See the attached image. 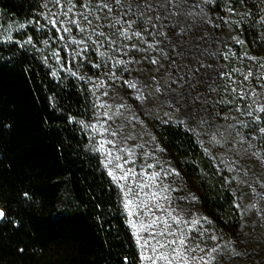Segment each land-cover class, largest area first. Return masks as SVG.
Here are the masks:
<instances>
[{
	"label": "snow or ice",
	"instance_id": "obj_1",
	"mask_svg": "<svg viewBox=\"0 0 264 264\" xmlns=\"http://www.w3.org/2000/svg\"><path fill=\"white\" fill-rule=\"evenodd\" d=\"M220 3L221 0H48L51 7L44 5L47 10L41 17L43 25L40 20L30 21L37 25V31L42 28L48 33L44 45L50 46L49 40L57 43V50L50 55L58 67L47 65L50 75L58 78L59 72H67L82 80L95 97L92 108L96 123H78L103 137L93 151L101 154L107 175L120 191L141 264H231L228 257L244 255L236 250L244 247L242 242L225 240L222 234L217 235L207 216L186 212L174 203L172 193L182 189L166 181L180 173L171 166L165 167L156 156V152L164 150L155 144L154 136L148 133L145 140L136 133L137 125L147 131L141 113H155L163 124L172 122L195 137L207 136L210 147L236 156L219 157L218 164L217 157H211L218 172L236 173L231 180L224 177L226 183L248 177L249 170L240 163V154L264 164V57L249 56L246 50L237 56L230 41H219L215 32L222 24L243 30L247 23V18L237 21L209 15L206 8L218 7ZM221 10L231 16L239 14L234 3L225 4ZM257 24L264 26V16L253 21V25ZM53 31L55 37L51 35ZM256 32L253 45L264 44V33L258 28ZM231 41L241 48L245 46L239 36H232ZM24 43L33 44V37L28 36ZM61 48L65 53L63 62ZM48 59L49 56L44 57L45 61ZM245 60L249 61L245 65L247 71L234 66L233 61ZM82 62L97 71L102 66L107 68L101 73L107 80L78 76L72 66L79 69ZM145 65L150 76L141 80ZM133 72L136 78L132 77ZM125 74L129 79L123 78ZM116 81L131 91L130 98L139 102L141 113L124 101L110 104L103 99H111L110 82ZM145 104L152 106L148 112L143 111ZM165 107L170 111L161 116L158 109ZM176 113L184 119L173 120ZM73 119L69 117V122ZM218 119L225 123L218 124ZM188 122L192 127H187ZM198 143L202 145L203 141ZM225 145L230 147L224 148ZM203 151L208 154L207 148ZM248 183L256 199L264 201V183ZM253 185H258L260 191ZM231 194L232 207L240 217L255 208L264 219V208L251 204L242 210L238 202L241 198L235 192ZM175 199L198 201L192 194ZM5 215L0 208V219ZM236 239L240 241L239 236ZM124 264H128L127 257Z\"/></svg>",
	"mask_w": 264,
	"mask_h": 264
},
{
	"label": "trees",
	"instance_id": "obj_2",
	"mask_svg": "<svg viewBox=\"0 0 264 264\" xmlns=\"http://www.w3.org/2000/svg\"><path fill=\"white\" fill-rule=\"evenodd\" d=\"M227 3H234L239 14L222 11ZM45 4L46 0H0V204L6 213L0 220V264H124L125 257L128 264H141L120 191L78 123L91 117L94 97L69 73L50 75L47 65L58 67L50 55L57 43L49 40L50 46L44 45L48 33L30 23L40 20L43 25ZM206 11L229 20L247 18L243 30L232 25L245 41L244 48L233 43L239 52L245 49L251 56L264 57V44L253 45L256 29L264 33V26L253 25L264 16V0H221L220 6ZM11 23L26 26L20 39L5 38ZM231 27L221 25L215 32L219 41L222 36L231 38ZM28 36L33 37L31 45L24 43ZM60 55L63 62L62 48ZM74 67L81 77L107 69L97 71L87 62ZM152 130L164 150L159 153L165 166L180 173L174 180L182 189L177 193L198 197L187 208L212 220L225 240L243 243L236 250L244 255L228 257L231 264H264L263 227L254 225L250 231L245 214L240 217L232 207L231 193L240 198L237 182H225L232 174L218 172L199 137L185 127L155 121ZM256 227L260 234L254 238ZM252 252L255 255H248Z\"/></svg>",
	"mask_w": 264,
	"mask_h": 264
},
{
	"label": "rangeland",
	"instance_id": "obj_3",
	"mask_svg": "<svg viewBox=\"0 0 264 264\" xmlns=\"http://www.w3.org/2000/svg\"><path fill=\"white\" fill-rule=\"evenodd\" d=\"M46 4H48V0H46ZM48 7L50 8L51 4H48ZM46 10L47 9L45 8V11ZM5 30H6V32H5ZM5 30H4L5 38L9 39V37H11V39H14V40L21 38L20 34H22V28L20 27V25H16V24L11 23L10 26ZM6 33H8V34H6ZM73 35H75V30H73ZM232 36H238L237 32L233 26L231 27V38H232ZM231 38L229 36H222V38L220 39V42L230 41L231 42L230 46L237 53V56H240L245 51V49H243L242 52H239V49H237L235 47L233 41H231ZM249 56H251V55H249ZM233 63H234V66H236L238 68H242L245 71H247V68L245 67V65H247L249 63V61H247V60H245V61H233ZM255 67L256 66L254 65V69H253L254 71H255ZM105 71H107V69L104 70L103 72H105ZM261 71H264V69H261ZM74 72H76V71H74ZM101 73L102 72H100L96 76H87V77H92L93 80H96V79L107 80V77L101 75ZM117 75H119V73H117ZM148 76H150V69L147 65H145L144 69L142 70V72L139 76V79L145 80V78ZM132 77L136 78L137 74L132 73ZM123 78L129 79L128 74H125ZM253 83H255V81H253ZM261 83H264V81H261ZM110 84H111V87L109 90V97H111V99H109L108 97H104L103 99H106L108 101V103H110V104L119 103L121 101H124L136 113H141V108L139 106V102L130 98L131 91L129 89H127L125 85H123L120 81H116L115 83L110 82ZM257 91H259V89H257ZM97 95H99V93H97ZM94 99H95V97H94ZM151 107H152L151 105L145 104L143 106V111L148 112ZM158 111H159L160 115L162 116L163 112L170 111V109L165 107V108H159ZM140 118L144 121L145 125H147V131H145L139 125H137L136 133L138 134V136H143L144 139L147 140L148 139V133H150L152 136H154L153 130H152L153 122L159 121V120L156 118L155 113H152L148 116H145L141 113ZM172 119L173 120H180V119H184V117L182 116V114L176 113V114H173ZM83 121L86 125H91V124L96 123V120L94 118V110L92 112L91 117L89 119H83ZM117 123H119V121H117ZM217 123L218 124H224L225 121L218 119ZM187 126L192 127L190 122L187 123ZM85 131L87 132L89 138L92 137V139H90V144H91L92 148L94 146H96L98 140L103 138L99 134H94L88 129H85ZM221 131H223V129H221ZM198 137H199L200 141H203L204 148L208 149V154L211 157H217V160L215 161L217 164L219 163V157H225L226 158L228 156H232L234 159L236 158V156H233V154L231 152L224 151L223 149H220L218 147H210L208 144V137L207 136L201 135ZM129 143H131V142H129ZM155 144H156V142H155ZM229 147H230L229 145L224 146V148H229ZM238 147H239V145H238ZM155 154L160 159V161L164 162V164H165V161L163 160V156H161L159 152H156ZM240 155H241L240 163L243 164L244 167L249 170L247 178H245L243 176L237 177V180L240 181V182H237V184L239 186V193H240V198H241L242 209L244 210L246 206L251 205V204H256V206L258 208H264V201H258L256 199V197L252 193L251 188L249 187V183H248L249 180H259L261 183H264V164L260 163L259 161H255L254 158L248 159L246 157H243L242 154H240ZM102 160H103V157H102ZM165 167H167V166H165ZM231 174H232V176L236 175V173H231ZM175 177L176 176H170L168 178V180L166 181V183H169V184H171L172 187L177 188V186L174 185ZM253 186L256 187L257 192L260 191V188L258 185H253ZM172 196L174 197V203L179 204L180 207L183 208L186 212L196 213L195 211H192V210L187 208L189 203H187V202L183 203L184 201L175 199V198H178L181 196L177 192H173ZM186 203H187V205H186ZM0 208H3L1 206V204H0ZM244 214H245V217L247 220V228L250 231H252V228L254 225L257 227H259V225H261V227H263V229L260 232L264 233V219L260 218V216L257 214L255 208L246 210L244 212ZM2 219H0V220H2ZM259 222H260V224H258ZM257 227L254 228V230L256 231V233L253 234L254 238H256L260 234L259 231L257 232Z\"/></svg>",
	"mask_w": 264,
	"mask_h": 264
}]
</instances>
